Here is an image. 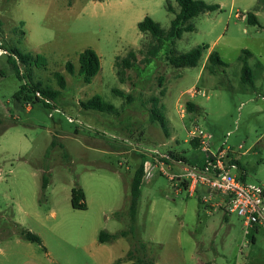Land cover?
Instances as JSON below:
<instances>
[{
	"label": "rangeland",
	"instance_id": "374dc122",
	"mask_svg": "<svg viewBox=\"0 0 264 264\" xmlns=\"http://www.w3.org/2000/svg\"><path fill=\"white\" fill-rule=\"evenodd\" d=\"M201 1L219 9L193 17L192 31L162 45L137 24L148 16L166 32L179 10L175 0H0V264H129L125 255L136 242L155 264H264L263 228L243 235L222 195L208 199L198 187L189 196L176 179L182 167L208 163L188 139L198 125L212 151L227 150L231 174L264 189V4ZM196 47L206 49L195 67L170 65L171 54ZM86 48L100 59L89 84L77 76ZM11 49L30 56L27 65L17 60L23 82L8 61ZM243 50L252 85L240 79ZM212 51L224 65L208 62ZM55 73L64 77L62 90ZM26 81L60 94L18 101ZM192 89L198 94L189 97ZM94 95L112 110L84 108ZM151 97L163 106L166 130L149 120ZM144 159L152 168L139 188L134 234L98 243L101 231L129 229L130 184ZM73 187L82 188L86 209L71 207ZM20 230L41 244L22 239Z\"/></svg>",
	"mask_w": 264,
	"mask_h": 264
},
{
	"label": "trees",
	"instance_id": "16d2710c",
	"mask_svg": "<svg viewBox=\"0 0 264 264\" xmlns=\"http://www.w3.org/2000/svg\"><path fill=\"white\" fill-rule=\"evenodd\" d=\"M93 1H102V0H93ZM259 1V0H258ZM178 5V12L174 14L173 19L170 21L169 29L164 32L162 31L158 25L148 16L144 17L142 21L137 24V28L141 33H148L158 44H171L175 39H179L183 31H192L193 26L191 24H187L190 19L197 16L200 13L211 12L219 9V5L217 4H207L201 0H175ZM264 4V0H262ZM246 20L249 24L256 25L257 19L256 16L252 13H247ZM1 27V22H0ZM206 48L196 47L191 49L186 53L181 54H171L169 57V63L175 68L182 67H195L198 61L201 59L202 51ZM8 61L11 63L12 68L14 70L16 78L23 82L26 78V75H22L18 65L17 60L22 64L27 65L26 61H29V55H22L17 49H11L9 51ZM242 54L244 58H242V67H241V81L244 83L253 84L252 74L250 68L246 62V57L249 56V52L247 50H243ZM38 57H36L37 59ZM134 60V55L132 52L128 53V58L122 61L124 68H130L132 66V62L129 60ZM207 60L212 65H224L222 60L220 59L217 52L212 51L208 54ZM65 69L68 73L73 74V67L69 62H66ZM100 70V59L98 55L91 49L86 48L78 55V70L77 76L78 78L85 84H89L92 78L99 72ZM56 82L58 88L60 90L65 87L64 77L55 73ZM60 94L59 90H50L46 88H41L40 84L30 85L27 81L20 84L18 90L15 93L16 100H23L27 103H35L39 102L40 98H44L46 100L54 99L58 97ZM22 95V97H21ZM163 95V92H160V96ZM151 107L149 110V120L158 122L160 127L166 130L167 121L165 115L163 113V106L159 104V99L157 97H151ZM45 104V103H44ZM83 107L86 109L94 110L101 113H109L112 110V106L103 102L99 95H94L86 103L83 104ZM186 109L190 111H194L197 107L189 102L186 103ZM191 143H197V141H192ZM53 145V144H52ZM208 158V162H209ZM207 164V163H206ZM205 164V165H206ZM238 165V163H236ZM204 165V166H205ZM203 166V167H204ZM196 167V166H195ZM201 167V168H203ZM199 168V167H198ZM48 175L42 176V185L41 188L44 191L48 184ZM143 178V166L140 164L137 169L134 171L131 184H130V199L128 206V216L130 221V227L126 231H120L118 233L109 234L105 231H101L98 234L97 241L98 243H105L112 241L117 237H126L128 234H134L135 231V219L137 212V200L140 193V185ZM240 180H243L240 178ZM183 187H186V183L183 182ZM84 192L80 187H73L70 191V205L73 209L84 210L86 209L84 203ZM19 236L30 242H34L37 244H41L40 238L29 232L20 230ZM126 260L129 264H155V262L148 256L146 251V246L142 242H136L134 246L128 250L125 255ZM120 260L116 261L114 264H119Z\"/></svg>",
	"mask_w": 264,
	"mask_h": 264
},
{
	"label": "built area",
	"instance_id": "2783aa9c",
	"mask_svg": "<svg viewBox=\"0 0 264 264\" xmlns=\"http://www.w3.org/2000/svg\"><path fill=\"white\" fill-rule=\"evenodd\" d=\"M198 94L196 89L189 92V97ZM183 113L182 105L179 106ZM188 139L197 141L200 151L208 156L209 162L203 167L195 166L182 167V174L176 179L182 178L186 183V191L189 196H193L198 187L202 188L207 194L208 199L212 194H220L223 198L224 208L228 213H235L242 220L243 235H247L250 229L255 227L264 229V189L255 185H248L230 173L234 168L233 164L228 163V152L225 149L218 148L211 150L204 134L198 125H194L187 132ZM143 177H150L151 164L144 159ZM161 171V170H160ZM174 179V176L170 180Z\"/></svg>",
	"mask_w": 264,
	"mask_h": 264
}]
</instances>
